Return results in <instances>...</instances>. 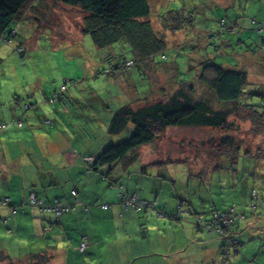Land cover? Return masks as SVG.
Here are the masks:
<instances>
[{"label": "rangeland", "instance_id": "obj_1", "mask_svg": "<svg viewBox=\"0 0 264 264\" xmlns=\"http://www.w3.org/2000/svg\"><path fill=\"white\" fill-rule=\"evenodd\" d=\"M149 2L153 12V29L167 41L166 58L162 63L178 69V80L195 79L197 71L209 64L225 69L236 67L244 57L241 55L248 50H251L248 52L250 54H258L260 46L264 44V34H258V26L264 30V0ZM175 10L191 15L193 23L173 34L163 29L158 16ZM157 13L158 16L155 15ZM83 16L79 8H69L52 0H35L27 6L22 18L11 25L18 36L8 43L0 39V113H5L9 106L14 107L15 113L21 112L18 109L20 105H33L35 99L40 106L51 107L55 117L63 119L65 124L68 119L74 121L71 126L57 125L50 130V125H47L49 128L45 129L71 132L69 135L74 138L70 144L78 149L106 142V126L118 108L127 103H133L136 108L153 102L154 98L146 103L137 101V97L142 99L149 94L150 82L159 87L165 86V76L162 73L156 75V71L152 75L150 71H145L150 81L134 67L115 78L97 73V70L103 72L109 68L110 60L115 61L117 56L132 59V52L125 42H118L105 50L95 48L90 36L81 31ZM242 24L246 26L244 29ZM187 35L190 36L185 42ZM239 38L246 42L240 43ZM18 44L26 45V58L14 52ZM239 63H244L246 71L255 78L252 68L255 67L254 60L247 55ZM95 72L97 76H94ZM63 86L67 89L65 92H62ZM259 88L264 90V85ZM18 97L23 102L18 103ZM53 99L57 103L54 105L56 113L50 104ZM157 100L158 97L155 98ZM261 100L263 98L257 95L241 97L238 101L241 112L228 118L229 129L167 128L159 141L137 150L138 158L135 161V167H139L142 160L147 158L149 161H161L162 165L155 168L153 174L148 171L142 175L150 179L161 176L153 181L161 185L158 188L160 200H163L166 209L162 210L160 217H156L165 218L173 226L185 225L184 215L180 216L179 222L173 219L176 212L180 215L179 211L183 214L193 209L206 211L209 215L212 202L222 206L221 212L233 207V217L244 215L245 220H238L233 228L241 223L242 229L237 236H241L242 245L249 251L246 256L243 255L245 264H264V109L261 108ZM218 104L223 108L231 106L233 102ZM34 106L39 107L38 104ZM8 113L13 115L10 109ZM249 113L255 115V121L250 120ZM14 117H6L9 121L5 122H14L16 126L18 120L11 119ZM13 125L9 132L16 129ZM225 138L231 139L232 148L228 141V145L222 143ZM122 140V136L113 137L112 143ZM10 145L14 151L16 143ZM159 172L160 175H157ZM131 175L137 174L129 172L126 177ZM138 179L131 178V185ZM140 180L145 187L153 184L152 180ZM140 187L138 185L137 190ZM145 193L148 190L143 189L142 194ZM150 202H154L157 208V201ZM141 212L149 211L143 208ZM200 215L202 218L206 216ZM220 226L225 228V225ZM216 241L220 242L214 238L213 243ZM151 258L154 260L157 257ZM224 258L231 260L238 259V256L231 252Z\"/></svg>", "mask_w": 264, "mask_h": 264}, {"label": "crops", "instance_id": "obj_2", "mask_svg": "<svg viewBox=\"0 0 264 264\" xmlns=\"http://www.w3.org/2000/svg\"><path fill=\"white\" fill-rule=\"evenodd\" d=\"M242 27L246 26L242 24ZM262 30L259 26L258 34L263 35ZM238 40L243 44L246 42L241 38ZM260 47L258 54H250L251 50H248L240 59L243 61L248 55L254 60L255 78L246 71L244 63L240 65V61L236 67L227 69L246 72L248 91L264 93L259 88L264 85V44ZM18 99V103L23 102ZM33 103L26 105L27 109L21 105L17 107L21 112L15 113L14 107L9 106L5 113H0V123L9 121L6 119L14 115L11 119L22 122L21 127L13 125L16 129L12 132L8 131L11 127L0 129V264H33L41 255H45V264H245L243 255L249 251L242 245L241 236H236L242 229L241 223L233 228L238 219L229 231L240 241L238 249L231 251L238 259H225L223 239L197 228L196 219H210L212 211L222 210L220 204L212 202L209 215L206 211L193 209L183 214L179 211L180 215L176 212L173 219L178 222L184 215L185 225L182 227L173 226L165 218H157L159 215L152 210L136 212L131 207L125 210L120 203V192L127 195L137 193L141 199L157 201V210L166 209L160 200L158 188L161 185L153 181L161 176L150 179L142 175L148 171L153 174L155 168L162 165L161 161L147 158L139 167H135V162H125L93 170V161L112 141L107 130L106 142L101 145L75 148L70 144L74 138L69 135L71 132L45 129L47 125L52 128L50 130L57 125L71 126L74 121L68 119L65 124L63 119L55 117L51 107L40 106L35 99ZM37 104L39 107L34 106ZM50 104L56 113L54 105L57 103ZM9 109L13 115L8 113ZM14 142L16 148L13 151L10 144ZM129 172L137 175L126 177ZM133 177L139 179L131 185ZM140 179L152 180L153 184L145 187ZM138 185L140 190L136 188ZM143 189L148 193L142 194ZM72 192L76 195L73 196ZM31 193L43 204L57 200L74 206V209L59 217L51 212H41L29 205ZM199 213L206 216L202 218ZM214 238L220 242L213 243ZM83 241L87 246L80 250ZM151 256L157 258L153 260Z\"/></svg>", "mask_w": 264, "mask_h": 264}, {"label": "trees", "instance_id": "obj_3", "mask_svg": "<svg viewBox=\"0 0 264 264\" xmlns=\"http://www.w3.org/2000/svg\"><path fill=\"white\" fill-rule=\"evenodd\" d=\"M34 1L0 0V39L3 42H11L18 36L17 31H13L11 25L22 18L27 6ZM52 2L63 3L69 8H79L84 13L81 31L90 36L95 48L105 50L118 42H125L131 48L132 59H125L120 55L115 61H111L109 57V68L104 69L103 72L99 70L100 72L97 73L115 78L123 76L134 67L147 80L149 77L145 71H150V75L156 71V75L162 73L165 76V86L159 87L150 82L149 94L143 96L142 99H137V101L146 103L150 98H154L153 102L136 108L133 103H127L112 114L106 133L112 138L122 136L123 140L119 143L111 141L93 161L91 166L93 170H97V167H112L125 162L134 163L138 157L137 150L142 146L159 141L167 128L229 129L228 118L241 112V106L238 104L241 97L244 95L245 97L263 96L257 90H247L249 82L246 72L225 69L216 64L201 67L193 80H178V69L162 63L166 58L167 41L163 35L156 33L153 29V12L149 0H52ZM159 14L162 15V13ZM155 15L158 16V13ZM158 18L163 29L173 34L193 23L191 15H186L182 11L180 13L177 10L169 11L164 16L159 15ZM189 36L185 37V42ZM25 46L18 44L19 51H14L21 58H26ZM151 68L154 69L151 70ZM153 86L157 89L155 90ZM66 90L65 87L62 92ZM156 97H158L157 101H155ZM218 102L225 105L230 102L233 104L220 108ZM252 107L246 106L245 108ZM25 108L27 109V106ZM261 108L264 109V102H261ZM248 117L254 120L255 115L249 113ZM224 140L225 142L222 140V143L226 145L229 143L230 147L232 146L230 138ZM221 211L214 210L211 212L210 219H196V221L203 220L200 225L203 227L213 221L214 215L232 216L234 208ZM243 216L239 214L235 217L242 221ZM233 225L234 223L231 222L229 228ZM227 239H231L230 234ZM231 242L228 245L225 240L222 247L227 256L229 254L226 251L237 250L240 243L238 237H232ZM86 246L83 241L79 249L85 250ZM44 256H39L33 264H45Z\"/></svg>", "mask_w": 264, "mask_h": 264}, {"label": "bare ground", "instance_id": "obj_4", "mask_svg": "<svg viewBox=\"0 0 264 264\" xmlns=\"http://www.w3.org/2000/svg\"><path fill=\"white\" fill-rule=\"evenodd\" d=\"M8 43V42H7ZM19 47H18V45L16 46V51H19ZM161 67H163V65H161ZM63 88H65V86L63 87ZM14 124V122L13 123H6V122H2V123H0V129H8L9 127H11V125H13ZM15 124H17V126L18 127H21L22 126V122H21V120H18ZM87 160V159H86ZM74 193V194H73ZM121 193H123V192H120V194ZM31 194H34V193H31ZM120 194H119V196H120ZM124 195H127V194H125V193H123ZM35 195V194H34ZM72 195L73 196H75L76 195V193L75 192H72ZM131 195H134V194H131ZM131 195H127V196H131ZM135 195H137V197L140 199V200H142V201H145V202H148V203H151V204H153V207L152 208H147L148 210H152L155 214H158L159 215V217L162 215V212L161 211H159V210H157L156 208H155V204H154V202H150V201H147V200H144V199H141L140 197H139V195L137 194V193H135ZM30 196V195H29ZM36 196V195H35ZM37 198V197H36ZM38 199V198H37ZM39 200V199H38ZM41 201V200H40ZM55 201H57V200H55ZM42 202V201H41ZM59 202V201H58ZM54 203V202H53ZM52 203V204H53ZM60 203V202H59ZM120 203H121V205H122V200H121V198H120ZM60 204H62V203H60ZM30 205V204H29ZM45 205H47V204H45ZM48 205H50V204H48ZM62 205H64V204H62ZM64 206H68V207H70L71 208V210H73L74 209V206H69V205H64ZM123 207V206H122ZM124 208V207H123ZM131 208H133V207H131ZM127 209H129V208H127ZM127 209H125V210H127ZM70 210V211H71ZM69 211V212H70ZM142 211V210H141ZM141 211H137L136 210V212H141ZM68 212V213H69ZM52 213V212H51ZM68 213H65V214H68ZM62 215H64V214H62ZM62 215H60V216H62ZM57 216V215H56ZM59 217V216H58ZM218 217L219 216H216V215H214V217H213V221H211L210 223H208V224H205V226H203V227H201L200 225H202V221L203 220H199V221H197L196 223H198V224H196L197 225V228L198 229H200V230H203V231H205L206 233H208V234H215V235H217V237L219 238H224L223 240L225 241L226 240V244H228V245H230L232 242H231V239H232V234L230 235V237H231V239L230 240H228L227 238H228V236H229V231H230V228H228V226L230 225V223L231 222H233V223H235L234 221H235V219H237L236 217H233V216H228V218L226 217V219L228 220L227 221V223L225 224V228H223V227H221L220 225H221V223H220V221H219V219H218ZM220 218V217H219ZM228 224V225H227ZM226 237V238H225ZM238 249V248H237ZM234 251V249H230V252L231 251ZM236 250V249H235ZM227 253L229 252V250L228 251H226ZM229 252V253H230Z\"/></svg>", "mask_w": 264, "mask_h": 264}, {"label": "built area", "instance_id": "obj_5", "mask_svg": "<svg viewBox=\"0 0 264 264\" xmlns=\"http://www.w3.org/2000/svg\"><path fill=\"white\" fill-rule=\"evenodd\" d=\"M120 198L122 200V206L124 207V209H127L129 207H133L135 210L141 211L143 208H152L153 207V204L140 200L137 197V195H135V194L131 195V196H127V195H124L123 193H121ZM29 204L31 207H34L41 212H53L57 216L68 213L71 210L70 207L64 206V205L60 204L58 201H54V203L50 204V205H45L40 200H38L34 194H30ZM106 208L107 207L104 206V209H106ZM218 219H219L221 225H225L228 221L226 219V217H220V218L218 217Z\"/></svg>", "mask_w": 264, "mask_h": 264}]
</instances>
